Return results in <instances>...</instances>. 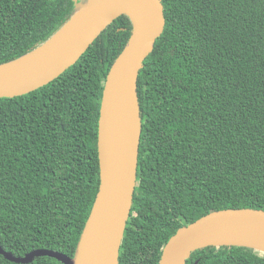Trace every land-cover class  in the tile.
I'll return each instance as SVG.
<instances>
[{"label":"trees","instance_id":"obj_1","mask_svg":"<svg viewBox=\"0 0 264 264\" xmlns=\"http://www.w3.org/2000/svg\"><path fill=\"white\" fill-rule=\"evenodd\" d=\"M81 1V0H78ZM165 24L137 78L141 129L119 264H158L175 231L208 212L264 210V0H161ZM73 0H0V63L33 50ZM133 23L115 18L78 60L26 94L0 97V246L74 256L99 185L106 74ZM264 264L207 246L186 264ZM62 264L49 256L29 263Z\"/></svg>","mask_w":264,"mask_h":264},{"label":"water","instance_id":"obj_2","mask_svg":"<svg viewBox=\"0 0 264 264\" xmlns=\"http://www.w3.org/2000/svg\"><path fill=\"white\" fill-rule=\"evenodd\" d=\"M73 1L77 11L52 36L28 53L0 63V97L23 95L55 79L107 25L127 15L133 23L132 32L106 74L100 101L98 190L74 256L47 248L14 256L0 246V254L15 263L49 256L62 264H119V248L132 206L141 129L137 78L163 31V6L161 0ZM222 245L264 252V210L226 208L206 213L175 231L163 246L158 264H186L194 250Z\"/></svg>","mask_w":264,"mask_h":264},{"label":"bare ground","instance_id":"obj_3","mask_svg":"<svg viewBox=\"0 0 264 264\" xmlns=\"http://www.w3.org/2000/svg\"><path fill=\"white\" fill-rule=\"evenodd\" d=\"M63 32H64V31L62 30V31L59 33L58 37H60V36L63 34Z\"/></svg>","mask_w":264,"mask_h":264},{"label":"rangeland","instance_id":"obj_4","mask_svg":"<svg viewBox=\"0 0 264 264\" xmlns=\"http://www.w3.org/2000/svg\"><path fill=\"white\" fill-rule=\"evenodd\" d=\"M85 0H81V2H84Z\"/></svg>","mask_w":264,"mask_h":264}]
</instances>
